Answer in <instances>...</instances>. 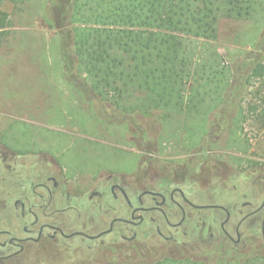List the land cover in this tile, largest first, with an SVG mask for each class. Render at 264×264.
<instances>
[{
	"label": "rangeland",
	"instance_id": "obj_1",
	"mask_svg": "<svg viewBox=\"0 0 264 264\" xmlns=\"http://www.w3.org/2000/svg\"><path fill=\"white\" fill-rule=\"evenodd\" d=\"M67 5L68 0H21L16 4L4 2L1 6L10 26L0 44V144L10 143L16 154L27 155L12 160L16 169H21L24 162L38 160L34 154L49 151L62 163H69L71 172L67 171V175L72 181L67 185L74 194L86 188L87 177L82 170L98 166L127 176L137 171L140 181L145 169L149 173L151 164L159 186L166 184L163 180L168 175L177 172L178 176L172 174L171 180L185 192L196 191L202 199L210 194L222 199L221 193L229 192L232 185L244 178L250 195H256L252 201L257 207L264 197V136L258 125L250 120L240 122L238 110L220 113V102L228 99L225 97L217 98L220 104L205 105L200 112L122 114L91 92L86 81L72 84L69 81L72 72H64L61 59V47L71 39L63 18ZM263 32L264 20L260 18L220 21L218 38L211 49L221 58V67L232 84V75L240 76L246 70L245 57L255 51ZM249 93L250 90L248 94L245 92L239 107L245 108L248 101L255 100ZM219 116H223L222 121ZM200 146L217 163L202 164L189 178L190 174L184 175L185 169ZM62 150L67 151L65 157H59ZM3 153L0 146V155ZM260 190L263 192L259 196ZM208 228L209 224H201V228L191 230L185 251L171 250L153 260L139 259L125 264H154L163 257L185 258L181 261L190 264H195L194 261L264 264L258 232L249 233L243 251L225 255L218 245L219 237L211 236ZM172 261L175 260L164 259L162 263H183ZM100 262L89 260L82 250L68 254L46 245L37 256L14 257L1 260L0 264H103L104 261Z\"/></svg>",
	"mask_w": 264,
	"mask_h": 264
},
{
	"label": "flooded vegetation",
	"instance_id": "obj_2",
	"mask_svg": "<svg viewBox=\"0 0 264 264\" xmlns=\"http://www.w3.org/2000/svg\"><path fill=\"white\" fill-rule=\"evenodd\" d=\"M0 146L4 152L0 155V250L4 252L0 261L37 256L46 245L68 254L82 250L86 258L97 263L102 260L103 264L153 260L163 252L185 251L190 231L201 228V224H209L210 235L219 237L218 245L225 255L243 251L249 233L257 232L264 252V197L254 207L256 195H250L244 178L229 192L221 193L219 201L212 194L202 199L196 191L185 192L171 180L177 172L163 180L166 184L157 185L159 178L152 174L155 170L151 164L140 181L137 171L127 176L98 166L82 170L87 185L83 192L74 194L67 185L72 181L67 175L71 172L68 162L41 151L34 154L38 160L24 162L21 169H16L12 160L27 155L16 154L10 143ZM210 158L200 146L190 156L184 175L193 177L202 164L217 163ZM137 182L142 185L135 186ZM164 259L190 264L181 261L185 258L174 257L159 258L154 264Z\"/></svg>",
	"mask_w": 264,
	"mask_h": 264
},
{
	"label": "trees",
	"instance_id": "obj_3",
	"mask_svg": "<svg viewBox=\"0 0 264 264\" xmlns=\"http://www.w3.org/2000/svg\"><path fill=\"white\" fill-rule=\"evenodd\" d=\"M4 2L21 0H0V44L10 26ZM63 18L69 81H86L120 113L200 112L225 97L219 112L238 110L239 121L254 122L264 136V32L233 84L211 49L221 20H264V0H68ZM249 90L255 100L239 107Z\"/></svg>",
	"mask_w": 264,
	"mask_h": 264
},
{
	"label": "crops",
	"instance_id": "obj_4",
	"mask_svg": "<svg viewBox=\"0 0 264 264\" xmlns=\"http://www.w3.org/2000/svg\"><path fill=\"white\" fill-rule=\"evenodd\" d=\"M22 135H23V134H22ZM61 152H63V153H61V154H66V153H67L66 150H62Z\"/></svg>",
	"mask_w": 264,
	"mask_h": 264
}]
</instances>
